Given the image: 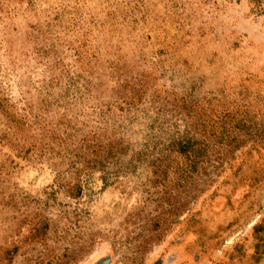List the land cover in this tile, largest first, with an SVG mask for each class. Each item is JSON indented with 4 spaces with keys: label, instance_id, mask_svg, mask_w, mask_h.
Instances as JSON below:
<instances>
[{
    "label": "rangeland",
    "instance_id": "obj_1",
    "mask_svg": "<svg viewBox=\"0 0 264 264\" xmlns=\"http://www.w3.org/2000/svg\"><path fill=\"white\" fill-rule=\"evenodd\" d=\"M0 264H264V0H0Z\"/></svg>",
    "mask_w": 264,
    "mask_h": 264
}]
</instances>
